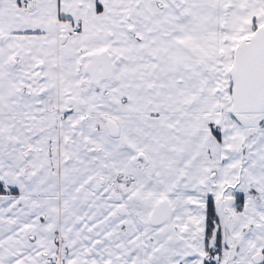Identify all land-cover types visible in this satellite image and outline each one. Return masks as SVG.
<instances>
[{"label": "snow or ice", "instance_id": "obj_1", "mask_svg": "<svg viewBox=\"0 0 264 264\" xmlns=\"http://www.w3.org/2000/svg\"><path fill=\"white\" fill-rule=\"evenodd\" d=\"M0 264H264V0H0Z\"/></svg>", "mask_w": 264, "mask_h": 264}]
</instances>
